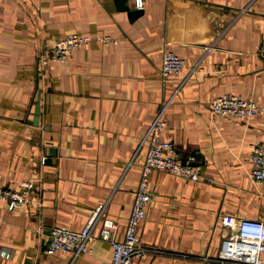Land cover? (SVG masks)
<instances>
[{"label": "crops", "instance_id": "1", "mask_svg": "<svg viewBox=\"0 0 264 264\" xmlns=\"http://www.w3.org/2000/svg\"><path fill=\"white\" fill-rule=\"evenodd\" d=\"M68 35L116 43L92 42L39 67ZM263 37L264 0H142L131 21L113 0H0V188L39 179L27 203L8 209L0 199V264H108L102 219L115 222L121 240L145 153L140 140L167 98L160 138L194 154L199 178L150 171L137 230L148 250L132 264H213L239 218L264 221V182L247 174L248 144L264 145V111L242 120L207 108L220 94L264 108ZM164 50L183 68L162 82ZM97 206L90 253L45 250L49 227L78 231Z\"/></svg>", "mask_w": 264, "mask_h": 264}, {"label": "built area", "instance_id": "2", "mask_svg": "<svg viewBox=\"0 0 264 264\" xmlns=\"http://www.w3.org/2000/svg\"><path fill=\"white\" fill-rule=\"evenodd\" d=\"M133 9L142 8V0H131ZM92 42L102 45L115 44L109 36H99L92 39L86 35H68L55 40L49 51L38 58L39 67L50 63H63L67 56L76 49L87 47ZM258 57L264 68V37L259 41ZM183 68V60L168 50L161 55L159 78L164 82L170 75L178 74ZM170 98L162 100L147 128L141 137L140 144H144L145 153L139 167V177L132 194V202L125 220L121 240L114 238L116 224L109 218H103L98 238L106 241L111 248L108 264H132L148 250L140 243L138 227L145 217V209L151 200L148 190V176L150 171L158 170L169 174L183 176L190 180L199 178V165L191 152L182 153L176 145L160 138L166 124L162 113ZM207 108L212 113L230 115L236 119L247 120L249 117L261 114L264 108L257 105L251 98L239 94H220L212 98ZM250 167L247 172L249 178L255 182H264V145L249 143ZM38 178L19 182L14 188H0V199L7 202L11 209L29 201L27 192L31 190ZM102 206H97L84 226L73 231L65 226H51L48 229V239L45 250L49 253L69 254L71 258L90 253V243L93 236L90 229L98 218ZM223 225H230L227 216H221ZM233 227V232L221 241L213 264L241 263L264 264L261 257L264 252V221L250 218H239ZM7 249L0 247V260L6 258Z\"/></svg>", "mask_w": 264, "mask_h": 264}, {"label": "water", "instance_id": "3", "mask_svg": "<svg viewBox=\"0 0 264 264\" xmlns=\"http://www.w3.org/2000/svg\"><path fill=\"white\" fill-rule=\"evenodd\" d=\"M130 0H113L116 11L126 13L129 21L133 20L141 14V9H131L128 5ZM33 116L30 123L37 124L39 113V95L37 94L35 102L33 104Z\"/></svg>", "mask_w": 264, "mask_h": 264}]
</instances>
